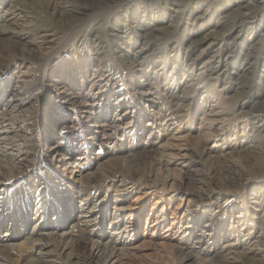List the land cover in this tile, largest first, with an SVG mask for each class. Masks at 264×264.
Here are the masks:
<instances>
[{"label":"bare ground","instance_id":"bare-ground-1","mask_svg":"<svg viewBox=\"0 0 264 264\" xmlns=\"http://www.w3.org/2000/svg\"><path fill=\"white\" fill-rule=\"evenodd\" d=\"M0 6V233L5 231L0 238V248L10 246L20 253L19 258H28L35 254L32 250H36L34 245L39 241V256L50 246L48 242L41 243L44 239L76 238L77 233L86 239L84 243L76 240L78 247L89 249L90 258L97 257L103 248H109L113 252L103 259V264H120L129 252L136 251L140 230L137 217L147 212L152 220L145 221L146 230L158 236L165 229L162 238L173 245L181 264L193 260L196 264H250L255 260L264 263V0H11L9 3L0 0ZM28 39L38 40L41 45L52 43L51 47L56 46H53L55 39H79L78 44L90 47L92 57L86 60L104 58L117 71L137 73L131 80L132 92L123 93L129 98L134 96L131 97L133 104L117 100L119 90L102 104L107 106V111L115 110L118 122L123 118L117 112L122 110L124 118L129 113L137 117L138 107L144 108L146 103L154 107L158 103L162 105L150 114L152 118L147 124L139 120L127 128L124 150L133 158L135 168L139 162L149 164L154 155H160L156 163L152 162L159 165L158 168L178 167L182 174L179 187L175 186L178 175L173 176L175 179L167 175L164 182L161 181L162 189L176 188L178 192L174 196L165 198L132 182L123 191L112 190L102 198L95 193V185L100 180L96 175L86 185L71 186L60 176L59 181L49 184L48 173L39 186L38 179L44 177V172L36 163L43 156L41 140L48 128L43 130L39 126V115H34L36 108H31L32 102L38 98L42 102L46 97L57 107L60 96L68 95L72 105L81 103L83 108L91 109L104 87L101 77L112 71L106 64L96 67L89 61L83 68L56 66L57 71L51 70L48 75L55 82L49 85L51 90L45 94L37 92L39 89H35L33 83L19 77L15 80L25 83V88L17 90L16 94L14 78L8 73L27 62L25 53L15 47L21 40L34 44ZM57 47L44 62L52 59L48 64L56 63L54 57L60 46ZM169 50L179 52L183 59L180 63L177 60L179 66L173 68H177L175 76L184 77L188 69L191 72L196 69L205 79L195 93L178 96L176 89L180 82L169 90L165 89L167 84L160 83L167 68L162 53ZM172 59L176 62L173 56ZM68 72L76 79L78 76L91 78L97 92L87 96L74 91L79 84L68 79ZM152 73L153 81L149 78ZM220 82L225 85L221 99L232 102L225 111L233 107L239 110L236 123L228 125V129H237L238 137L231 145L216 129L218 112L210 105L213 88ZM163 98L166 100L162 102ZM110 113H102L101 117L106 116L103 123L96 124L102 133L106 127L115 130L109 123ZM18 122L21 125L17 126ZM52 124L50 128L57 126ZM113 136L110 132L102 138L111 144L116 140ZM217 138L227 144L226 149L223 148L226 162L221 176L231 186L241 187L248 193L247 202L254 210L251 218L248 216L250 223L247 219L243 221L247 227L242 235L243 260L228 257L233 244L223 245L226 234L222 237L221 233L225 230L221 224L223 218H241V215L234 216L236 206L227 196L199 192L194 174L198 170L190 161L192 153L206 151L208 142ZM48 139L47 151L57 152L63 148L61 142L56 141L59 137ZM119 153L114 148L108 157L97 152L92 161L98 165L97 169L105 170V164L111 159L116 161ZM234 153L241 155V162L228 160L226 156ZM81 159L74 154L66 155L59 163L73 168V174L80 172L75 169ZM30 164H36L37 169L31 170ZM53 165V171L61 167ZM130 174L133 181H138L140 174L136 169ZM22 187L33 197L26 199V192L20 190ZM171 199H176L177 211L169 222L165 208ZM3 237H7L6 240Z\"/></svg>","mask_w":264,"mask_h":264},{"label":"rangeland","instance_id":"rangeland-1","mask_svg":"<svg viewBox=\"0 0 264 264\" xmlns=\"http://www.w3.org/2000/svg\"><path fill=\"white\" fill-rule=\"evenodd\" d=\"M10 1L11 0H7L8 3ZM3 7L4 6H2V8ZM171 7L176 9V7L174 6H171ZM3 10H7V8H4ZM9 13L11 12L9 11ZM10 17L14 18L13 14ZM260 20H262V18H260ZM11 26L14 27V25H11ZM248 34H250V31L248 32ZM28 40L33 41L34 44H27L25 43V40L24 41L21 40L19 43L17 42L18 46L15 47V49L17 48L19 52L25 53L27 57V62H25L22 67L16 70L10 71V73H8V76L14 78L13 89H14V93L16 94H17V90H24L25 83H21L20 81L15 80V78L16 79L19 77L24 78L26 82L29 81L28 82L29 84L33 83L35 89H39V91L37 92L44 91V94H45L47 90L48 91L51 90L49 85L51 83L52 84L55 83L52 81L51 77L48 76L51 70L57 71V69H54V67L59 66V68L63 67L64 69L66 65H76L78 67L83 68L84 67L83 64L89 61V60H86V58L91 59L92 57L89 53L90 47L85 46L84 45L85 43H83L84 46L80 45L81 43L78 44L79 39H55V40L53 39L55 43L53 46L56 45L55 47H51L52 43L41 45L40 43H38V40H34V39H28ZM12 41L14 42V38L12 39ZM57 45L60 46V48L58 49L59 51L57 53V56L55 55L54 58H56V63L59 62V64L57 65L56 63L48 64L52 59L50 61L48 60L47 62H44L45 58L53 52V50L57 47ZM26 47L30 48L32 52L27 51ZM171 52L172 51L169 50L165 52L163 51L162 53V56H163L162 61H164V64L167 65V68L165 69L164 75L162 76V80H160V83L164 85L167 84L165 85V89L169 90L171 89V86L174 83L180 82V85L176 89L178 96H181L183 93H186V94L195 93L194 90H196L197 86L204 85V82H206L205 79L203 78L202 75H200V71L196 69L192 70V72L188 69V74L190 76L188 74H187L188 76L185 75L184 77L175 76V73L177 72L176 67L179 66L177 63L182 62L183 59L179 52L177 53H174V52L171 53ZM172 56L176 59V62L174 63L172 62L173 59L170 60ZM103 59L104 58H102L99 61H93L92 59V61L91 60L89 61V63L92 62V64L96 65V67L97 65L100 67L106 64L105 66L108 65L107 68L109 70L111 69L112 71V73L109 71L103 74V77H101L102 78L101 85H103L104 87L102 88V91L100 93L99 100L95 102V106L91 107V109L86 108V106L83 108V105L81 103H78L79 105L77 104L72 105L70 102L71 98L68 97V95L60 96V103H58L57 107L55 103H49L48 102L49 98H46V97L43 98L44 100H42V102L41 100H39V98H38V101L36 99L32 102L33 106L31 105V108H36V114L34 113V115L37 116L38 114L40 118V119L38 118L39 126L43 130L48 128L45 132V135H43L42 140H41L40 149H41L43 156L36 163L38 164L37 166H39L40 169L44 172L43 173L44 177H40L38 179L40 181L39 186L41 187L43 182H45L43 181V179L45 180L46 178L45 176H47L48 173L50 175V178L48 179L49 184H51L53 181H59L58 177L60 176L64 178V180L66 181V184H71V186L81 185V184L86 185L89 183L90 179L96 175V177H98L100 180L96 184L98 187L95 185V190H96L95 193H98V195L102 198L104 197L105 193L110 192L112 190H113L112 192L123 191L125 188L130 187L132 182L136 183L134 184L135 186H138L141 188L143 187L142 189H147V191L150 190L149 192L152 191V192H155L161 195L163 194L165 195L164 196L165 198L174 196L178 192L176 188L162 189L161 186L165 178L167 177V175L172 176V177L174 175L175 176L178 175L176 179L174 178L175 176L173 178L176 181L175 186H178V185L180 186L181 184L180 178H182V174H180L178 167H177L178 169L175 166H169V168H166V167L158 168L159 165H156L155 163H156V160L160 159V155H154V160L153 158L152 159L150 158L149 161L151 160L152 161L149 162V164L142 165L143 162L142 163L139 162L138 163L139 165H138L135 163L137 167L135 168L133 167L134 166L133 158L131 159V156H129L128 153L124 150L127 145L125 144V141L123 139H124V133H126L127 132L126 130H128L127 128L129 126H132V124L134 125L138 123L139 120L143 125L147 124L150 121V118H152L150 114L153 113V111L159 108H162V105L158 103L156 107H154V106H151L150 103H146L144 104V108L143 106L138 107V111L140 114H138L137 117H132L133 114L129 113V115H127V117L124 118L123 117L124 110L121 109L122 111L117 112V113L122 114L121 116L123 118L122 121L118 122L117 120H115L117 117L115 114L116 113L115 110L111 111V109H109V111H107L106 110L107 106L104 107L105 104H102V103L106 101V99L113 92H116L117 90H119L120 92L116 95L117 100L123 99L124 103L133 104L132 98H134V96L131 95L129 98V96L126 97L123 93L132 92L131 91L132 85H133L132 81L138 75L137 73L135 74V72L117 71L113 69L114 67H112V64L108 60L106 61V59L104 60ZM100 62H101V65L99 64ZM175 65H176L175 67L176 69H173ZM68 73L69 75L65 74V75H68V79L79 84L76 90L74 89V91L81 92V93L84 92L86 93L87 96H90L92 92L93 93L97 92V91H94V84L93 82H91V78H87L88 76H84V78L78 76L76 79L75 77H73L72 72H68ZM153 76H154L153 73L149 75V78L152 79V81H153ZM140 78L141 77H139V80L143 79V78L141 79ZM168 84H170V86H168ZM80 86L82 87V89ZM224 87L225 85L223 84V82H220L214 86L213 88L214 97L211 100L210 105L211 107L215 109V111L218 112V115H216V118H217V122L215 124L216 129H218V131L223 133L222 138L228 139V141L230 142L229 145H231L236 142V139L238 137L237 129H228V125L230 123H234V122L236 123L235 119H237L239 110H237L238 108L233 107L232 110L229 109L228 111H225V109H228L229 107L232 106V102L230 103L227 102L228 103L227 104L226 102H223L222 100L223 98L221 99V97H223L224 95ZM165 100L166 99L163 98L162 102ZM67 101L69 103H67ZM125 108L130 109L128 108V106H126ZM108 112L110 113V116H108V118L110 119L109 123L112 126H114L115 130L110 131L111 128L106 127L107 130L105 131V133H102L101 129L98 128L96 124L103 123V120L105 119L106 116H103V117L101 116L103 114H109ZM52 123H55L57 126L54 128L53 127L50 128V126L53 125ZM16 125L17 126L21 125V122H18V124ZM22 125H23V122H22ZM110 132L112 135H114L113 138L116 139V140L114 139L115 141L114 142L112 141L111 144L110 142H107L106 140L102 138L104 134H107ZM48 137L50 138L53 137V140L56 137H59V139H57L56 141L59 140L61 142L60 144L63 145V148L61 147L57 152L47 151V149L45 148H48L50 146ZM115 142H117L115 144L116 146L113 145ZM226 145L227 144H224V140L222 139L220 140V138H217L216 140L215 139L210 140L208 142V149L203 152L192 153L190 161L192 162V167L198 170L196 173L194 172V174L196 175V179H197L196 186L197 188H199L198 189L199 192L207 191V192H214V193L220 194L223 197L227 196L232 201V204L234 205V207L236 206L233 211L234 216L241 215V218L240 217L223 218V220L221 221V224L223 225L225 230H223V232L221 233H222V237H224V234H226L225 236L226 238H224L223 245H227L228 243L230 245L233 244L231 245L230 253L228 252V257H233V258L243 260V257L245 258V254H244V249H243L244 243L242 242L243 241L242 235L247 232L245 230L247 229V227L243 225V221L247 219L248 223H250L248 216L249 218H251V216L254 213V210L252 209L251 205L247 202L248 193H246V191H244L241 187L231 186L230 184L227 183V181H225L224 177L221 176L223 172L222 170L224 168L223 163L226 162L223 159L224 158L223 154L225 151L223 150V148L226 149ZM113 148L119 150L120 152L118 154L119 155L118 159H116V161H114L115 159L113 161L112 159L108 161L105 164V170H101L99 168L97 169L96 166L98 165L92 161L93 160L92 158H94V154L98 152V154L105 155L106 157H108V153L112 152ZM73 154H74V157L80 156V158H83V159H81L82 161L78 165L79 167L75 169V170H79L80 172H74L72 174L71 171L73 170V168L69 166H65V165L63 166L62 163L61 164L59 163V160L61 161L63 157H65L66 155H73ZM226 157H229L228 160L234 163L239 162L241 159L240 158L241 155H238L236 153L228 155ZM217 161L219 163H217ZM152 162H155V163L153 164ZM54 163L55 165L61 166L59 169H56V171L55 169L53 171ZM36 164H30L29 166L30 169L31 170L37 169L35 166ZM135 169L140 174L138 181H135V180L133 181V179L130 178L131 171ZM50 171L54 173H50ZM24 182L26 183V181ZM25 185H28V184L26 183ZM25 185L24 187H26ZM156 185L157 187H155ZM187 186H190V185H187ZM187 186H185L184 188H187ZM20 190L23 191V193L26 192L25 193L26 199L33 197L30 193H28L29 191L23 190V187ZM189 190H192L191 187L189 188ZM17 193L19 195L21 194L19 191H17ZM131 199H133V197ZM176 206H177L176 199H171L169 200L167 207L165 208L166 217L168 218L169 222L174 218L176 214V211H177ZM137 218L140 220L139 222L140 224H138V226L140 225L139 235L136 238L137 249L134 252H129V254L125 256V259L121 260V263L122 264H181L179 263L180 257H178L177 254L175 255L176 252L174 251L173 245L168 241L165 242V239L162 238L163 237L162 235L166 234L165 229L161 230L162 233L158 236H156L155 234L152 235V231H150V229L146 230V227H145V221L147 219L148 220L150 219V217H148V213L145 212L144 214H142V217H137ZM3 233H0V238H2ZM75 236L78 239H76L75 237L68 238V239L50 237L48 239H44V241H41V243L48 242L50 246L48 249L45 250L44 253L41 251V253L43 254H40L39 256H38V253L40 251L39 248L41 244L39 243V241H36L37 243L35 242V245H34L36 250H32V249L29 250V251L31 250L34 251L35 254L33 256H29L28 258H19L20 253L17 252V250L16 251L13 250L10 246L1 247L0 248V264H103L104 263L103 259L106 256H108V254H111L113 252L109 248L107 249L103 248L102 249L103 251L101 250L99 252V255H97V257L92 259L89 257V252H90L89 249L87 250L84 249L83 248L84 246L78 247V243H76V240H79L80 243L81 242L84 243L86 241L84 236L81 234H79L78 236L77 233H75ZM3 238L4 240H6L7 237H3ZM14 243H18V241ZM23 254L25 255L26 253H23ZM46 255L48 256L45 257ZM50 261H52L53 263L52 262L50 263ZM196 262L193 260V262L191 261L187 264H196ZM250 264H264V263L261 261L255 260L254 262H251Z\"/></svg>","mask_w":264,"mask_h":264}]
</instances>
